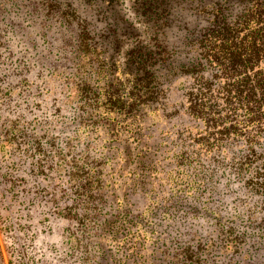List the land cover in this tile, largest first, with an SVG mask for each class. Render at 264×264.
<instances>
[{"label": "trees", "instance_id": "16d2710c", "mask_svg": "<svg viewBox=\"0 0 264 264\" xmlns=\"http://www.w3.org/2000/svg\"><path fill=\"white\" fill-rule=\"evenodd\" d=\"M93 9L105 28L95 25ZM110 33L121 38L112 42ZM51 77L59 80L53 92L61 95L50 104L58 117L68 114L77 129L104 125L103 155L93 144L71 143L78 131L68 144L52 122L25 118L29 98L51 92L44 84ZM151 115L168 131L165 140L149 139ZM7 145L11 154L31 158L21 171L5 164L0 172V195L20 196L16 219L0 220L9 264H53L55 255L35 258L23 248L27 238L35 240L24 210L37 195L67 223L61 244L79 245L84 264H255L243 255L253 232L220 215L211 231L176 234L167 246L153 243L148 254L140 244L129 252L108 244L126 237L139 218L125 208L136 203L137 191L151 197L153 219L158 209L173 216L184 207L196 217L218 206L217 177L226 172L264 206V0H0V146ZM167 147L174 149L170 157ZM182 168L197 185L189 202L154 182L156 171L167 180ZM50 169L49 181L26 198L17 174ZM122 173L126 178L114 187ZM119 186L124 191L114 205ZM58 248L54 241L46 246ZM62 257L69 263L66 250Z\"/></svg>", "mask_w": 264, "mask_h": 264}, {"label": "rangeland", "instance_id": "374dc122", "mask_svg": "<svg viewBox=\"0 0 264 264\" xmlns=\"http://www.w3.org/2000/svg\"><path fill=\"white\" fill-rule=\"evenodd\" d=\"M95 7L97 8L96 5ZM94 11L95 9H93L92 14L90 16L95 22V25H97L98 27L102 26L101 28H105V25L103 26L104 21L97 20L99 17H102V13H96ZM107 32H110V29L107 30ZM107 38L112 41L113 38H121V36H119V34L118 36H116L110 33ZM120 44H123V46L127 45L125 41L120 42ZM111 45L113 46V44ZM67 62L69 63V61ZM58 81L59 80H57L56 77L45 79L44 84H49V87L53 86L51 87V92H45L46 89H43L40 90L41 95L29 98L30 102L33 103L34 106H29V104L27 105L29 106V111L25 118L32 119V124H35L36 122H43L46 120L52 122L53 125L56 126V128H52V132L57 134L60 139L67 140V138H69L70 136H74L75 131H78V137L76 138V140H71V143H76L79 147H83V145H85L86 143H89V145L93 144V146H95L96 149L101 151V154L103 155L106 152L105 144H108L109 137L105 134L103 129L104 125L101 124V122L98 124L97 127L94 124L93 127H79L77 129L75 126L76 121L71 123V121L67 120V118H69L68 114L66 115V119L58 117L57 113L54 112L53 107L50 106L52 98L55 97V95H61L58 92H53V90L55 89L54 86L58 83ZM32 99L34 102H32ZM100 111H102V109H100ZM58 118L63 121V124H61V122L57 120ZM149 118H153L151 122L154 124V130L152 131L153 135L149 139L156 140L157 138H161L162 136L164 138L166 135L169 134L168 131H160L161 125L159 124V121L155 115H151ZM45 129L39 130V133H42V131H44V133L49 131V129ZM52 132L49 131V133ZM86 133L87 136H85ZM162 140H165V138ZM66 142L70 144L69 140H67ZM126 144L128 145V142ZM167 149H169L167 155L170 157L174 149L171 147H167ZM12 151L13 150H10L8 148V145L5 147L0 146V172L4 171L5 164H9L13 170L17 168L18 171H21L23 168H25L28 164L31 163V158H24L22 151H15L13 154H11ZM118 157L121 158L122 155ZM12 159H17L19 163H11L10 161ZM162 161L169 162V159L165 158L162 159ZM155 163L156 168H158V166L160 165L162 166V164H160V162L156 160ZM108 164L109 161L106 162V166H108ZM105 170L106 169H104L103 172H105ZM154 174L158 176L154 179V182H159L163 184L164 188H166L165 191L169 192L170 186L171 188H173V191L177 190V192L181 195L187 196L184 198L187 202H189L187 199H190L189 197L197 187L196 184L189 181L191 180V177L187 176L184 168H182L181 171H179V173L177 174L173 170H171V172L168 173L167 180L165 177H163L164 175L162 173L156 171ZM51 175L52 169L46 170L44 172L40 171V173H37L35 175L32 173L17 174L19 178L18 182L20 183L19 188L23 190L25 194H27L28 190L35 189L37 184H45L46 182H48L50 178L49 176ZM125 178L126 175L122 173V177H118L116 179L117 183H115L114 187H117L120 179L123 180ZM109 182L110 181L106 180L104 184L107 185ZM239 183L240 181L236 179L231 173L225 172L219 174L216 183L217 188L215 189L216 198L218 200V206H213L214 209L212 213L207 212L205 214L201 212V215L197 214L196 217H193L191 215V211H187L185 213L184 207L176 209V214L173 216L169 212H165L163 210L158 209L154 215L157 218L153 219L151 218L149 211L150 209L155 207L153 202H151L150 200L151 197H148L142 191L134 192V196L131 197V201H134L136 203H128L125 208L129 210L131 214H136L138 216L140 214V216L135 223H130L128 225V228L125 230V236L129 238V241L124 240L126 238L124 237L120 241L108 244V246L111 248L114 247L116 243H118L116 245L117 247H114L115 251H122L123 249H125L126 252H129L133 249L132 246L134 244H140V246L142 247V251L145 254H148L150 250L152 251L153 243H156V245L158 246H167L170 243L171 239L176 238V234L178 238L184 239L188 236V234H192L193 232H195V229L197 231H201V233H206V230L211 231L213 224L218 222L221 216V222H224V218H227L229 219V223L235 224L236 228H239V230H250L251 232H253L251 233V235H249L250 237L247 239L245 248H243L245 250L243 252V255L245 254L246 257L249 256L250 258L247 259H249L251 263L262 264L264 262V225L261 222V217L264 214V206H262L261 204L258 205L259 202L256 201L257 199H255L253 195L244 192L245 189L241 188ZM123 191L124 190L121 186L116 188L115 192L119 193V195L118 197H112L111 201L114 205L119 204L121 198L120 196ZM156 192L158 194L162 193V191H159L157 189ZM168 192H166V194ZM31 194V192L27 194L26 198L30 197ZM127 197H129V195H127ZM19 200L20 196L14 191H9L8 193H5L4 191L0 195V220L4 219L7 215H9L10 218L12 217V220L16 219V216L19 214L16 210L20 202ZM32 201V203L27 204V207L24 211H26L27 214L30 216V218H28L26 221L30 225V231L28 235H31L33 233L32 236L35 237V240H32L31 242L28 240V238L24 240V251H26L27 254L34 255L35 258H39L43 251L44 256H48L49 254L50 256L55 255V257L53 256V261H51L53 264H84V257H82L83 253L79 250V245L76 244L72 250H69L70 248L67 245L74 244L72 239H70V242L66 245L61 244V241L66 239L65 235H61L63 231L62 227H66L67 223L65 221H62V218L60 216L59 218H55L54 211L53 209H51L50 203L45 202L44 197L40 198L39 195H37L32 199ZM254 204L256 205L254 206ZM140 211L143 212L141 213ZM49 213H51L50 217ZM45 216L48 217L47 220L44 219ZM42 218L43 221L39 222L38 220ZM259 223L263 225L260 230L256 228H251L249 226L250 224L253 226ZM258 236H260L259 239ZM104 239L105 238H102V240ZM53 241L56 243L57 246H59L57 252L48 249L46 250V246ZM84 241H86V239H84L83 242ZM93 241L95 240L92 237L91 243ZM108 242L109 241H106V244ZM5 244H8V239H4L0 232V250L3 263L9 264V257L5 248ZM161 248L164 247H160V249ZM64 250H66V253H69L71 256L69 257V263H66V259L64 260V258L62 257ZM158 252H160V250ZM242 261L246 262L247 260ZM41 262L42 261H39L38 259L35 264H42ZM107 264L110 263L108 262ZM146 264H149V262L147 261Z\"/></svg>", "mask_w": 264, "mask_h": 264}]
</instances>
